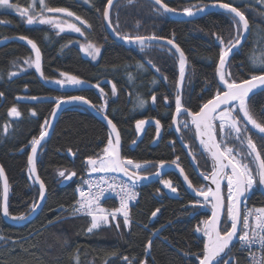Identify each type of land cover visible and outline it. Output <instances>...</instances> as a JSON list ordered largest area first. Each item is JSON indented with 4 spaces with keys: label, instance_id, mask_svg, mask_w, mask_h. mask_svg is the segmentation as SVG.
Listing matches in <instances>:
<instances>
[{
    "label": "trees",
    "instance_id": "obj_1",
    "mask_svg": "<svg viewBox=\"0 0 264 264\" xmlns=\"http://www.w3.org/2000/svg\"><path fill=\"white\" fill-rule=\"evenodd\" d=\"M12 1L24 6L30 2ZM106 1L47 0L50 7L67 8L86 20L90 27L79 24L84 35L68 31L57 34L58 31L49 25H29L15 12L0 11V22H7L0 23V93H3L0 97V164L8 181L10 216L27 214L38 197V188L29 178L27 166L30 141L39 134L40 125L48 118L54 98L74 93L83 95L96 108L104 107V113L119 131L122 158L147 162L146 168L133 170L149 173L160 161L178 159L195 188L204 186L171 129L179 80V53L161 41L144 51L138 45L114 41L103 25L102 11ZM163 1L176 10L214 1L231 2L244 12L250 30L224 71L237 81L259 73L253 71L251 58L264 56V0ZM158 8L150 0H115L109 20L121 36H157L172 39L179 45L187 70L180 90L182 99L185 107L197 111L201 103L218 90L215 67L220 44L217 36L225 43L236 37L233 14L214 10L194 19L178 20L162 10L158 12ZM21 36L37 42L43 77L34 66H25L24 61L35 53L26 41L19 39ZM80 40L99 45L101 52L97 59L92 60L82 53L78 45ZM139 64L144 67L139 68ZM10 73L16 75L10 76ZM61 73L77 76L85 83L61 87L49 82L51 78H59ZM37 96L45 99H31ZM139 100L144 101L143 106L139 105ZM249 104L260 122L264 118L261 113L264 91L252 95ZM13 106L20 111L19 117L8 115ZM144 118H153L154 122L137 134L136 121ZM186 119L183 115L178 121ZM156 120L161 124V137L154 141ZM188 122V128L178 123L180 138L188 145L200 171L207 172L211 169V160L198 146L190 120ZM5 125H9L7 132ZM247 127L248 135L258 147L264 143L255 129ZM108 138L106 125L84 106L72 104L61 111L36 157L37 173L46 188L42 207L34 217L21 224L6 222L0 212V264H128L124 257L132 264H141V261L145 264H198L196 256L202 253L204 235L197 228H203L201 221L208 218L211 205L193 196L175 171L166 172L158 180L137 184L138 194L129 206L130 225L127 228L123 219L117 217L116 221L110 218L109 225L88 232L91 218L73 214L77 188L88 171L91 172L87 158L98 157ZM61 171L65 176L59 174ZM73 172L75 176L67 179L66 176ZM161 180L171 181L177 192L165 188ZM263 191L264 185L256 183L248 193L247 203L264 207ZM197 200L200 203L193 207ZM101 205L116 208L117 201L111 195L104 196ZM157 209V216L152 217ZM225 216L226 210L222 211V218ZM229 227L230 222L224 225L225 230ZM149 241L151 246L146 253ZM245 262L246 250L236 241L219 259V264Z\"/></svg>",
    "mask_w": 264,
    "mask_h": 264
},
{
    "label": "snow or ice",
    "instance_id": "obj_2",
    "mask_svg": "<svg viewBox=\"0 0 264 264\" xmlns=\"http://www.w3.org/2000/svg\"><path fill=\"white\" fill-rule=\"evenodd\" d=\"M131 2V0H129ZM37 3L39 4V10L37 9ZM114 0H107V5L104 8L103 17L106 21H109V9L112 6ZM156 5L160 8L157 11L163 12H175V9L170 8L163 0H154ZM213 7H219L230 15H232L233 25L236 27L237 34L234 39H231L225 43V41L217 36V40L220 44L219 59L217 63L216 74L218 76V85L216 94L206 103L199 107V111H191L184 106L182 99L181 88L183 81L187 78L186 59L184 52L180 49L179 45L175 44L172 39L167 40V44L175 48V51L179 53V80L177 81V94L175 96V113L173 114V123H181L185 128H188L189 120L190 124L195 127V133L197 139H199L200 145L204 151L208 153L212 160L213 168L211 175L202 174L205 180L211 179V183L215 185V188L202 186L200 189H193L196 197H203L204 201L211 204V216L206 220L201 221L203 228H197V231H203V235L206 238L201 254H197L196 258L199 264H219V257L221 253H224L226 249H229L234 237H239L241 247H251L252 244H258L261 250H264V207L254 209H241V203L245 194L250 191L256 183L264 185V143L259 147L254 142L251 135H248L249 129L247 125H251L259 135L261 141H264V118L258 122L255 118V114L250 107L249 101L252 95L257 92L264 91V56L259 58L252 57L253 71H258L260 74H252L248 79H243L237 82V79L232 76L231 73L224 71L227 66V62L230 60L231 55L235 52L236 48L243 42V38L247 35L249 28L248 20L244 12L238 8L233 7L231 2L213 4ZM208 6L191 5L183 9V14L189 17L195 16L200 12L206 11ZM0 8L15 9L22 18H26L27 24L33 25L39 23L41 25H51L58 29V33L64 32L65 29L75 33L82 32L81 26L88 25L86 20H83L80 16L69 11L67 8H53L47 3V0H32L27 7L21 8L19 4H12L10 0H0ZM49 13L57 15H48ZM58 14H65L67 17H75L77 23L69 22L66 19L61 18ZM0 23H7L0 22ZM108 26L111 28L112 24L109 21ZM115 34L123 39L126 43L138 45L141 51H144L151 44L157 43L164 39L156 36H121L120 32L113 29ZM20 40H24L31 46L32 51L35 53L34 60L28 58L24 61L29 67H35V70L40 73L41 71V50L38 47L37 42L28 37L21 36ZM47 39V37H45ZM81 51L86 52L92 59H96L100 54L101 49L96 47L91 42L87 46L82 45ZM151 63V61H149ZM139 68H143V64L138 65ZM159 71V69H157ZM10 76L16 75V73H10ZM63 79L52 81L64 87L65 85H81L85 81L81 80L77 76L69 75L68 73H61ZM131 78V77H130ZM98 86V85H97ZM223 90H219L220 88ZM103 95V89L100 90ZM115 86H113V93L115 94ZM3 93H0V97ZM36 100L37 97H31ZM153 101L156 97L153 96ZM79 101L85 104L90 103L83 96H71V97H56L54 98L55 107L52 109V118L55 117L57 111L62 107L64 103ZM167 101V97H165ZM144 101L139 100V105L143 106ZM100 112H104V107L101 106L97 109ZM264 114V109L261 110ZM8 115L10 117H19L20 111L13 106L9 109ZM32 115L35 116L36 112L33 111ZM186 115L188 119L178 121V116ZM104 119L107 121L111 132L109 134L108 143L103 148V155L96 158L88 157L87 164L91 166V172H120L123 173L131 183L119 182L108 183L104 177H100L96 181L85 180L84 184L88 185V189L83 187L77 189L79 199L75 202L73 208V214H85L91 218L90 226L87 231L92 232L95 229H99L102 225H109L111 221H116L118 214L123 217V225L125 228L130 225V213H129V201L136 200L137 193L135 188L137 182L149 179L148 176H141L138 172L130 171V169H143L146 168L145 164L134 162L131 159L121 158V140L119 132L116 130V125L112 120L108 119L107 115H104ZM146 121H136V131L140 134L144 128ZM51 126V119L46 118L40 125L39 137H33L30 141L31 153L28 155V171L30 173L29 178L36 171V157L38 153V146L48 135V129ZM157 137L161 132V124L159 120L155 121ZM9 125L4 126V131L7 132ZM179 132L180 129L177 128ZM112 133H115V140L112 139ZM219 137V141L217 139ZM238 142L239 146H236ZM135 143V142H134ZM232 144L233 146H229ZM188 147V145H185ZM191 155V153H190ZM172 164L180 168L177 160H173ZM165 166L164 161H160L157 165V172L159 174L160 169ZM61 176H65V173L61 171ZM180 174L183 176L188 187L191 189L193 185L188 179V176L184 174L183 168H180ZM75 176V173H69L66 178L70 179ZM0 180H3V215L8 216L7 200L9 194L7 178L4 174V169L0 166ZM222 181H226L227 195H222ZM35 182L39 183V199L35 200L31 205V210L36 211L40 205V202L45 198L46 189L43 181H40L36 176ZM161 183L165 188H169L173 193L177 192V187H174L171 181L161 180ZM93 184H95V190H93ZM107 185V187H104ZM106 191L115 192L120 197L119 207L112 210L105 209L101 206V197ZM200 203L197 200L192 206L196 207ZM246 208V206H245ZM226 210V216L222 218V211ZM159 209L152 212V217H156ZM13 220L22 221L25 220V215H16L10 217ZM230 222L231 227L225 230L224 225ZM119 228V223L116 224ZM151 241L146 245L145 252L150 250ZM255 259V257H254ZM124 260L128 264H132V261L128 257H124ZM141 264H145V261H141ZM256 264H264V255L256 261Z\"/></svg>",
    "mask_w": 264,
    "mask_h": 264
},
{
    "label": "water",
    "instance_id": "obj_3",
    "mask_svg": "<svg viewBox=\"0 0 264 264\" xmlns=\"http://www.w3.org/2000/svg\"><path fill=\"white\" fill-rule=\"evenodd\" d=\"M152 3H154V0H150ZM114 2H115V0H114ZM164 2V1H163ZM165 3V2H164ZM218 3H226V2H222V1H214V2H210V3H208V4H206V6H208L207 7V9H206V11H204V12H200V13H198L197 15H195V16H192V17H189V16H186V15H184L183 14V10H176V8H175V12H166L167 14H169L171 17H173V18H175V19H178V20H189V19H194V18H196V17H198V16H201V15H203V14H206V13H208V12H210V11H214V10H223V9H221V8H219L218 6L217 7H213L212 5L213 4H218ZM155 4V3H154ZM107 5V1H106V3H105V5H104V8H105V6ZM156 5V4H155ZM168 5V4H167ZM159 8H160V6L159 5H157ZM169 6V5H168ZM205 6V5H204ZM170 8H172L171 6H169ZM233 7H236V6H234L233 5ZM110 8H112V6H110ZM237 8V7H236ZM172 9H174V8H172ZM109 11H110V9H109ZM102 12H104V9H103V11ZM234 15V14H233ZM110 21V20H109ZM109 21H106L105 19H104V17H103V25H104V27H105V30H106V32H107V34L110 36V38H112L114 41H116V42H119V43H125V41L123 40V39H121L120 37H118L116 34H115V32L113 31V27H109L108 26V24H109ZM249 30H250V27L248 28V30H247V35L243 38V42H242V44L244 43V41L246 40V38H247V36H248V34H249ZM145 37H149V36H145ZM157 37V36H156ZM167 40H169V38H164V39H162V40H160L161 42H164V43H166L167 44ZM175 43V42H174ZM176 44V43H175ZM241 44V45H242ZM168 45V44H167ZM241 45L240 46H238V47H241ZM171 48H173L174 50H175V48L174 47H172L171 45H169ZM238 47L236 48V50L238 49ZM235 50V51H236ZM233 55V54H232ZM231 55V56H232ZM231 58V57H230ZM219 59V58H218ZM217 63H218V60H217ZM217 63H216V67H215V76H216V80H217V82L219 83V81H218V76H217V74H216V69H217ZM225 70V69H224ZM258 74H260V73H258ZM257 74V75H258ZM249 78V77H248ZM248 78H245V79H248ZM237 82H239V81H237ZM68 90H69V88H68ZM221 91L223 90V88L221 87V89H220ZM216 94V93H215ZM214 94V95H215ZM213 95V96H214ZM71 96H83V95H80V94H77V93H74V95L73 94H69V95H65V96H63V97H71ZM213 96H211L209 99H211ZM84 97V96H83ZM37 98L38 99H36V100H42V99H45V97L44 96H37ZM86 100H88L87 98H85ZM209 99H207V100H209ZM207 100L205 101V102H203V103H201V105L202 104H204V103H206L207 102ZM89 101V100H88ZM72 104H80V105H82V106H84V108H87L91 113H93L98 119H100L105 125H106V127L108 128V132H109V134H110V132H111V129H110V127H109V125H108V123H107V121L104 119V115H106L104 112L102 113V112H100V111H98L97 109L98 108H96L93 104H92V102H90V103H88V104H85V103H83V102H79V101H72V102H68V103H64L63 105H62V107L57 111V113H56V115H55V117L54 118H52V110H51V112H50V114L48 115V118L49 119H51V126L49 127V129H48V135L46 136V138L41 142V145L44 143V141L48 138V136L51 134V132H52V130H53V128H54V125H55V123H56V120H57V118H58V116H59V114L61 113V111L62 110H64V108L66 107V106H69V105H72ZM200 105V106H201ZM55 107V103H54V105H53V107H52V109ZM197 111H199V109L197 110ZM175 113V109H174V111H173V113L171 114L172 115V118H171V129L173 130V132H174V136L177 138V140L179 141V143L181 144V146H183V148H184V150H185V152H186V155H187V157H188V159H189V162H190V164H191V166H192V168L194 169V171L196 172V174H198V176L200 177V179H201V181H202V183L204 184V186H205V190L207 189V187H212V188H215V185H213L212 183H211V179H209V180H205L204 178H203V175L202 174H207V175H209V177H210V175H211V172H212V168H213V164H212V160H211V158H210V160H211V170L209 171V172H202V171H200V169L197 167V165H196V163H195V161H194V159H193V157H192V155H190V150L188 149V147H185V144H184V142L181 140V138H180V135H179V132L177 131V128H178V123L177 124H174L173 123V114ZM108 117V116H107ZM178 118H179V116H178ZM177 118V119H178ZM108 119H110V118H108ZM111 120V119H110ZM142 120H144V121H146V123H145V125L144 126H146V125H148L150 122H154V119L153 118H144V119H142ZM250 128H252V126L251 125H248ZM192 127H193V130H194V135H195V139H196V142H197V144H198V146L200 147V148H202L203 149V147L200 145V142H199V139H197V137H196V133H195V127L192 125ZM253 129V128H252ZM116 130L118 131V129H117V127H116ZM256 131V130H255ZM119 132V131H118ZM160 134H161V132H160ZM160 134H159V137H161L160 136ZM120 135V134H119ZM37 138L39 137V134L36 136ZM155 138H154V141H157L158 139H159V137H157V132H156V134H155V136H154ZM112 139H113V141L115 140V133H112ZM120 140H121V138H120ZM41 145H39L38 146V150H39V148L41 147ZM204 150V149H203ZM31 153V146H30V148H29V152L27 153L28 155ZM121 154V153H120ZM207 155H208V153H207ZM209 156V155H208ZM121 158H122V154H121ZM27 160H28V156H27ZM165 162V166L162 168V169H160V171H159V174H158V172H157V166H156V168H154V170L153 171H151V172H149V173H141V172H138V171H136V170H133V169H130V171H135V172H138L141 176H148L149 177V179H144V180H141V181H138L137 182V184H142V183H148V182H152V181H155V180H158L159 178H163V176L165 175V173L166 172H168V171H170V170H172V171H175L177 174H178V176H179V178H180V180L182 181V183L184 184V186L186 187V189L193 195V196H195L196 197V195H195V192L193 191V189H197V188H195V186L193 185V188H189L188 187V185H187V182H185V180H184V178H183V176H181V174H180V168H182L181 166H180V168H177L176 167V165H174V164H172L171 162L172 161H164ZM157 165H158V163H157ZM0 166H1V164H0ZM27 166H28V163H27ZM28 168H29V166H28ZM184 170V169H183ZM29 172V171H28ZM116 173H118V174H120V175H122V176H124L125 178H127L128 179V177L127 176H125L123 173H120V172H116ZM4 174H5V172H4ZM184 174L186 175V173L184 172ZM29 175H30V173H29ZM6 176V175H5ZM36 176H38L39 177V175H38V173H37V168H36V171H35V174L34 175H32V180L34 181V183H35V185L37 186V188H38V197H37V199L36 200H38L39 199V183L38 182H35V179H36ZM39 179H40V177H39ZM189 179V178H188ZM129 180V179H128ZM190 180V179H189ZM40 181H42L41 179H40ZM8 182V181H7ZM224 181H222L221 183H223ZM0 183H1V201H0V212H1V215H2V217H3V219L6 221V222H8V223H11V224H21V223H24V222H26V221H28V220H30L32 217H34V215H36V213L40 210V208L42 207V205H43V203H44V200H45V198L40 202V205H39V207H38V209L36 210V211H32V210H30L27 214H25V217H26V219L25 220H22V221H18V220H13V219H11L10 217V215H8V216H5V215H3V205H4V201H3V195H2V193H3V180H0ZM46 189V188H45ZM198 190V189H197ZM264 192V191H263ZM223 195V194H222ZM46 196V195H45ZM197 198H199V199H203V197H197ZM204 200V199H203ZM7 205H8V200H7ZM211 205V204H210ZM209 216H211V206H210V211H209V215H208V217ZM230 227H231V225H230ZM229 227V228H230ZM158 232V230L157 231H155L154 232V234H156ZM205 237H204V240H203V246H204V242H205ZM233 241H234V239H233ZM232 241V242H233ZM231 242V243H232ZM148 245V244H147ZM227 250V249H226ZM225 250V251H226ZM225 253V252H224ZM224 253H221V256L224 254ZM220 256V257H221ZM220 257L218 258V259H220ZM198 264H199V262H198Z\"/></svg>",
    "mask_w": 264,
    "mask_h": 264
},
{
    "label": "built area",
    "instance_id": "obj_4",
    "mask_svg": "<svg viewBox=\"0 0 264 264\" xmlns=\"http://www.w3.org/2000/svg\"><path fill=\"white\" fill-rule=\"evenodd\" d=\"M100 177H104L105 180L108 181V183H113L114 181L116 183H119V182L131 183L130 180H128L127 178H125L124 176H122V175H120V174H118L116 172H107V173H104V172L103 173H99V172H97V173H88V174H86V176L84 177L83 181L81 182V184L79 185L78 188L83 187L85 190H87L88 189V185L84 184V181L85 180L96 181ZM104 187H107V185H104ZM93 190H95V184H93ZM136 190H137V187L135 188V192L138 194V191H136ZM249 192L250 191H248L245 194V196H244V198L242 200L241 209L242 210H246V209L260 208V207H256V206H253V205H250V204L247 203L246 198H247ZM110 195H111L112 198H114L117 201V207H119L120 197L115 192L106 191L102 197L110 196ZM78 199H79V195H78V192H77L76 201ZM134 201L135 200H130L129 201V206L132 205L134 203ZM245 206H246V208H245ZM104 208L108 209L109 211L114 209V208H107V207H104ZM77 215H85V214H77ZM118 216L122 217V215H120V214H118ZM234 240L238 243L239 246H241L238 236L234 237ZM243 248L246 250V262H245V264H256V261H258L261 258L262 255H264V250H261V248L259 247L258 244L254 243V244L251 245V247L245 246ZM254 257H255V259H254Z\"/></svg>",
    "mask_w": 264,
    "mask_h": 264
},
{
    "label": "rangeland",
    "instance_id": "obj_5",
    "mask_svg": "<svg viewBox=\"0 0 264 264\" xmlns=\"http://www.w3.org/2000/svg\"><path fill=\"white\" fill-rule=\"evenodd\" d=\"M81 1H83V2H87V0H81ZM31 2H32V0H30L29 3H31ZM10 3H12V4H19V3L13 2L12 0H10ZM19 5H20L21 8H25V7L28 6V4H27L26 6L21 5V4H19ZM36 6H37V9L39 10V4H38V3H37ZM0 11H12V12H15L16 14H18V15L20 16V14H19L15 9L0 8ZM48 15H57V14L49 13ZM58 15H60L61 18L66 19V20H68L69 22L77 23L78 26H80L79 23H78L77 21H75L74 18H72V17H67L65 14H58ZM23 20H24V22L27 23L26 18H23ZM36 24H39V23H36ZM49 26H50L51 28L55 29L56 31H59L58 29L52 27L51 25H49ZM65 31L72 32V31L67 30V29H65ZM82 32H83V31H82ZM73 33H75V32H73ZM76 34L81 35L80 33H76ZM89 42H91V41L80 40V41H78V45H79V47H80V49H81V46H82V45L87 46V44H88ZM91 43H92L93 45H95L96 47H99V45H96V44L93 43V42H91ZM99 48H100V47H99ZM82 53H83L86 57H89L90 59H92V57L89 56L86 52H83V51H82ZM97 57H98V56H97ZM34 58H35V56L31 57V59H33V60H34ZM96 59H97V58H96ZM92 60H94V59H92ZM25 66H26V67H29L27 64H26ZM29 68H30V67H29ZM58 79H63V77L60 76V77L57 78V79H52V78H51V79H49V82L53 83L52 81H55V80H58ZM54 84H56V83H54ZM57 85H58V84H57ZM108 139H109V138H108ZM108 139H107V141H106L104 147H105L106 144L108 143ZM218 141H219V140H218ZM104 147H103V148H104ZM102 155H103V149H102L101 153L99 154V156H102ZM124 159H129V158H124ZM134 162H139V163H142V164H145V163H146L145 161H134ZM88 172H90V171H88ZM99 173H103V172H99ZM102 207H103V206H102ZM117 217H119V216H117ZM120 218L123 219V217H120Z\"/></svg>",
    "mask_w": 264,
    "mask_h": 264
},
{
    "label": "flooded vegetation",
    "instance_id": "obj_6",
    "mask_svg": "<svg viewBox=\"0 0 264 264\" xmlns=\"http://www.w3.org/2000/svg\"><path fill=\"white\" fill-rule=\"evenodd\" d=\"M109 84H112L111 82H109ZM144 129V128H143ZM142 129V130H143ZM211 170V169H210ZM209 170V171H210ZM209 171H207V172H209ZM222 194H223V196L224 197H226V195H227V188H226V181H224L223 183H222Z\"/></svg>",
    "mask_w": 264,
    "mask_h": 264
}]
</instances>
